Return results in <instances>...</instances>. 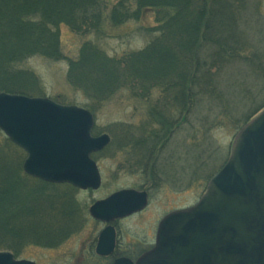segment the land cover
I'll list each match as a JSON object with an SVG mask.
<instances>
[{
	"label": "rangeland",
	"instance_id": "rangeland-1",
	"mask_svg": "<svg viewBox=\"0 0 264 264\" xmlns=\"http://www.w3.org/2000/svg\"><path fill=\"white\" fill-rule=\"evenodd\" d=\"M230 1L232 10L226 12L223 27L231 24L232 36L240 43L236 46L251 59H222L220 71L214 74L213 106L206 104L208 100L203 102L205 97L199 98L198 106L177 120L168 145L157 159L156 172L153 169L155 177L149 180L125 170L128 160L133 158L129 156L130 150L124 148L129 142L125 134L128 129L132 134L134 129L138 133L137 129L146 124L144 121L152 119L155 108L152 102L157 100V93L146 105L126 88L116 91L107 101H98L94 93L84 92L80 84H72L70 80L75 78L69 73L70 61L78 60L80 50L90 42L118 59L144 49L150 41L145 29L158 27L154 11H149L139 22L119 27L111 22V10L117 0L102 2L103 14L98 26L95 18H90L97 14L95 11L88 15L87 22L92 24L88 31L74 33L65 25L55 30L61 55L58 60L46 55L10 57L2 53L10 72L27 74L22 86L30 92L27 96L0 94L48 98L92 111L96 120L94 135H108L111 142L102 152L93 155L103 179L99 190L83 191L71 185L54 184L43 188L24 172L27 153L0 130V252H10L17 261L36 264H99L90 258L92 248H89L104 229L102 222L90 214L95 203L123 190L150 188L151 201L146 211L118 224L121 247L126 243L135 250L146 243V234L153 239L162 218L189 208L202 198L211 179L228 162L236 136L264 110V0ZM214 14L208 20V27ZM222 15L220 11L216 20ZM204 47L200 55L211 59L213 49L204 50ZM207 52H211L208 57ZM4 69L7 70L6 67L0 70ZM160 110L167 111L169 119L176 115L170 109ZM149 168L151 164L146 167ZM10 180L12 185L15 183L16 193L8 196L2 191ZM30 189L38 190L39 196L30 193ZM36 198L48 201L40 203ZM25 206L31 211V218L22 221Z\"/></svg>",
	"mask_w": 264,
	"mask_h": 264
},
{
	"label": "trees",
	"instance_id": "trees-1",
	"mask_svg": "<svg viewBox=\"0 0 264 264\" xmlns=\"http://www.w3.org/2000/svg\"><path fill=\"white\" fill-rule=\"evenodd\" d=\"M109 1L112 0H0V69L7 68L0 70V92L26 96L30 92L22 86L27 74L10 72L2 53L10 57L46 55L58 60L61 55L55 30L65 25L74 33L88 31L92 25L87 22L88 15L95 11L99 17L96 14L90 18H95L98 26L103 14L101 3ZM231 10L230 0H117L111 10V22L115 26L139 22L149 11L155 12L158 27L145 29V35L150 36L147 46L118 59L90 42L82 47L78 60L70 61L69 74L75 78L70 80L71 83L80 84L84 92L94 93V97H99L98 101H107L116 91L126 88L146 105V101L150 104L157 93V100L152 102L155 106L152 119L144 121L146 124L137 129L138 133L136 129L133 134L131 129L126 130L125 137L129 142L124 148L130 150L129 156L133 155V158L128 160L125 170L153 179L157 159L168 145L177 120L197 107L199 98L205 97L203 102L208 100L206 104L213 106L214 74L218 69L220 71L222 59H251L236 46L240 43L232 36L231 24L223 27L226 12ZM220 11L224 15L217 21ZM214 12V20L208 27ZM78 19H82L81 22ZM203 47L204 50L213 49L211 59L208 57L211 52H207V59L200 55ZM171 106H175L174 109ZM160 109L173 110L176 119H169L167 111ZM148 164L151 168L146 169ZM33 180L40 187L51 186ZM14 189L15 183L12 185L10 180L2 194L10 196ZM38 190L30 189V193L37 197ZM35 201L45 203L48 200L36 198ZM22 213V221L31 218V211L26 206Z\"/></svg>",
	"mask_w": 264,
	"mask_h": 264
},
{
	"label": "water",
	"instance_id": "water-1",
	"mask_svg": "<svg viewBox=\"0 0 264 264\" xmlns=\"http://www.w3.org/2000/svg\"><path fill=\"white\" fill-rule=\"evenodd\" d=\"M95 118L76 106L47 98L0 94V130L27 153L24 171L52 184L98 190L102 179L94 153L110 144L93 137ZM147 195L123 190L95 203L91 216L110 223L145 209ZM115 245L112 227L99 238L97 254L109 256ZM0 264L17 261L0 252ZM115 264H264V111L236 136L226 165L210 181L193 207L168 215L155 247L136 263Z\"/></svg>",
	"mask_w": 264,
	"mask_h": 264
},
{
	"label": "flooded vegetation",
	"instance_id": "flooded-vegetation-1",
	"mask_svg": "<svg viewBox=\"0 0 264 264\" xmlns=\"http://www.w3.org/2000/svg\"><path fill=\"white\" fill-rule=\"evenodd\" d=\"M148 189V190H147ZM144 188L143 190H141V192H144L147 194V206L146 208L142 211H146V209L149 207L150 201H151V192H150V188ZM142 212H139L137 214H134L128 218H131L133 216H136L138 214H141ZM175 212V211H173ZM128 218L125 219H119V220H115L114 222L110 223V224H106V223H101L104 226V229L107 226H110L114 229L115 232V245H114V250L112 252V254H110L109 256H100L96 253V249L99 243V236L98 239L95 241L94 246L92 247L91 245H89V248H92L90 252H92V256L90 257L92 260H94L95 262H98L99 264H114L117 260L119 259H127L130 260L132 262H136L139 258H141L143 255L147 254L149 251H151L153 249V247L155 246L156 243V237H157V231L159 228V225L161 223V219L158 222V226L156 228L155 233H153L154 235L152 236L153 239H151L150 234H146V243H141V245H138V248L136 247L135 250L132 248V245L129 244H124L120 245L119 243V233H120V229L118 224L121 223L123 220H126ZM148 239V240H147ZM146 244V245H145ZM88 248V246H87ZM94 249V251H93Z\"/></svg>",
	"mask_w": 264,
	"mask_h": 264
}]
</instances>
